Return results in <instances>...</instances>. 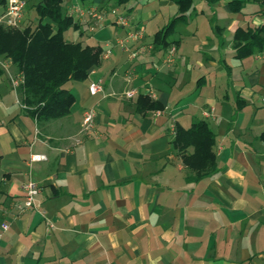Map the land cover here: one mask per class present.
<instances>
[{
    "label": "crops",
    "instance_id": "obj_1",
    "mask_svg": "<svg viewBox=\"0 0 264 264\" xmlns=\"http://www.w3.org/2000/svg\"><path fill=\"white\" fill-rule=\"evenodd\" d=\"M73 1L66 7L70 15ZM157 3L176 6L167 0ZM248 6L252 8L243 13L226 7L244 24L233 21L227 28L234 30L233 39L238 28L264 23L260 4ZM157 16L165 21L161 12L149 13L133 28L146 29ZM88 22L80 20L82 27ZM109 22L104 26L112 24L118 33H103L100 39L92 34L88 42L94 43L83 42L101 46L103 61L87 80L68 83L76 101L66 118L39 122L29 116L11 84L15 68L0 60L5 71L0 77V264H264V144L259 140L264 131L254 142L241 141L230 128L218 137L225 120L222 111L202 105L198 116L197 108L167 91L165 79L177 80L182 40H177L174 62L167 63L169 51L155 50L147 41L148 31L128 52L117 44L128 30ZM217 31L222 48L225 28L218 26ZM158 54L163 67H150ZM206 55L207 63L218 67L219 61L228 68L219 50ZM263 55L259 52V59ZM258 77L249 76L251 87ZM91 81H101L103 92L90 95ZM206 83L205 76L199 78L196 90ZM237 89L240 112L254 91ZM129 90L136 91L133 98L126 97ZM140 96H150L164 110L160 115L139 111ZM240 100L245 101L242 109ZM89 109L96 110L95 124L85 130ZM212 109L213 115L205 118L204 112ZM202 120L216 135L218 171L189 183L173 148V132L177 124L190 128ZM36 155L43 160L33 161ZM29 181L41 188V208L21 214L18 206L25 202L23 186Z\"/></svg>",
    "mask_w": 264,
    "mask_h": 264
},
{
    "label": "trees",
    "instance_id": "obj_2",
    "mask_svg": "<svg viewBox=\"0 0 264 264\" xmlns=\"http://www.w3.org/2000/svg\"><path fill=\"white\" fill-rule=\"evenodd\" d=\"M70 0H43L35 5L38 24L12 29L0 24V60L9 62L17 75L25 77L17 93L21 95L24 111L33 119L44 122L68 117L75 104V95L67 88L70 82H82L91 72L101 66L104 49L101 46L84 45L81 41H70L65 33L71 29L79 31L82 24L67 11ZM132 0H104L105 9L126 6ZM178 7L177 15L154 36V49L168 51L179 41L171 40L180 24L188 22L195 11L196 0H167ZM215 7L224 0H202ZM259 3L264 14V0H230L231 12L243 13L249 4ZM8 0H0L7 8ZM109 9V8H107ZM233 48L236 58L244 60L258 52H264V23L255 27L238 28L234 34ZM5 71L0 66V77ZM17 77V76H16ZM244 100L238 108L244 107ZM139 111L164 110L150 96H140ZM259 140L264 144V132ZM172 144L182 158L186 181L199 183L218 171L217 139L206 120L184 128L177 124Z\"/></svg>",
    "mask_w": 264,
    "mask_h": 264
},
{
    "label": "rangeland",
    "instance_id": "obj_3",
    "mask_svg": "<svg viewBox=\"0 0 264 264\" xmlns=\"http://www.w3.org/2000/svg\"><path fill=\"white\" fill-rule=\"evenodd\" d=\"M27 1L28 4L25 13L27 11L28 21L23 20V24L19 27H10L6 24H2L4 27L21 29L23 26L28 24L33 26L38 24L39 20L34 6L43 0ZM228 1L229 0H224L221 4L215 7L208 6L202 0L195 1L196 9L195 11H192L188 22L180 24L175 35L171 37V40L173 41L182 40L179 49L180 55L182 57L180 63L175 68L178 69V75L175 77L177 82L175 79L167 77L165 79L168 84L166 87H168L167 91H172L173 97L178 96V99L183 97V101H186L185 103L189 102L195 108H197L196 112L198 116L200 113L199 108L202 105L216 107L217 114H220L222 111L223 115H225V120L219 124L221 133L218 135V137L223 136L225 130L230 128L237 132V137L241 141L247 140L254 142V136L264 131V102H262L264 99V55L262 59H259L260 56H258L259 52L257 51L245 61H239L235 58V50L232 47V35L234 30H228L227 28L230 27L233 21L235 22V25L238 26H243L244 24L238 23V21H240V16L231 13L227 9ZM157 2L158 0H132L126 6L120 7L118 9V14H125L131 22V27L133 30L131 28L129 30L134 32H142L143 37L146 31L149 32V34H147L149 35L147 36V41L150 43H154V38L151 35H153L157 30L162 29L177 15L176 6L160 7ZM88 3L89 4H86L82 0H75L70 3V5L72 9L81 8L82 10H87L92 6L97 8L103 6V4L98 5L96 0H89ZM68 6L69 3L66 4V7ZM127 7L132 9L129 14L124 12ZM250 8L252 7L248 6L246 11L250 10ZM2 10L3 9L0 6V12ZM159 12L165 16V21L164 19H161L157 16L149 22V24L146 26V29H144L143 26L140 28H133V23L141 21L144 23V20L148 19L149 13L155 14L156 16L159 14ZM74 16L76 19L79 18L78 13H74ZM112 19H115L113 14L108 15L106 18V20H109L110 22ZM85 21H89L87 23L88 25H84L79 31H75L73 29L69 30L65 33V38L71 41L94 43V41L88 42V37L92 34L94 37L100 39L99 36L103 33H106V36L109 37L115 35V33H118L119 31V29L112 24L110 26H104L106 25L105 21L99 22L92 19ZM260 21L263 23L264 17L260 18ZM218 26L225 28V32L220 35L223 37L224 42V46L222 48L219 46L217 39ZM125 36L126 34L123 37ZM215 49L220 51L222 54V59L226 60V65L228 68H226L219 61L218 67L206 62V56H208L206 53H208L209 50ZM130 50L131 45L129 51ZM260 54L262 55L264 52H260ZM160 58V54L157 55V60H152L151 58L148 65L152 68L153 66L163 67L162 63L158 62ZM200 63H203V65ZM252 74L259 76L257 84L253 87L249 85L251 83L249 76ZM16 76L23 79L21 85L25 83V77L23 75L19 76L16 74L14 77ZM202 76H205L207 83L201 86L199 90H196V83L198 85V79ZM191 79L192 82L190 83ZM244 86L253 90L254 92L250 98L248 97L250 102L249 106L244 108L242 111L237 112V88ZM19 97L22 102L20 94ZM173 97L172 99H174ZM186 121L188 122V120ZM180 159L182 162V158Z\"/></svg>",
    "mask_w": 264,
    "mask_h": 264
},
{
    "label": "built area",
    "instance_id": "obj_4",
    "mask_svg": "<svg viewBox=\"0 0 264 264\" xmlns=\"http://www.w3.org/2000/svg\"><path fill=\"white\" fill-rule=\"evenodd\" d=\"M28 1L27 0H8L7 8L5 10V13L0 17V24H6L10 27H19L23 24V20L25 17V10L27 7ZM74 13L79 14V19L83 21L89 19L104 22L106 21V18L108 15L113 14L115 16L114 22L122 27L127 29L126 36L123 38L118 39L117 44L119 47H121L125 51H129L130 45H132L135 42L140 41L143 38L142 32H134L132 30H129L131 27V22L127 18L125 14H118V9H110L105 10L103 8H97V7H91L87 10H82L81 8H74L71 10V15L74 16ZM88 17V18H87ZM176 47L173 46L169 50V54L167 57V63H172L175 60L176 56ZM110 52H108L109 54ZM107 55V54H106ZM137 56V53H132V58H135ZM23 82V79L19 77H12L11 78V84L13 89L17 92L18 87ZM104 87L103 83L101 81H91L89 84V93L92 96H96L103 92ZM127 98H133L136 95L135 90H129L126 92ZM154 97L155 95L152 94ZM24 108V106H22ZM214 109L211 111H205L204 117L209 118L213 115ZM157 115H160L161 112H156ZM95 118H96V110L95 109H89L84 114V121H83V129L88 130L93 128L95 124ZM175 134V131L173 132V135ZM43 156H33V161H42ZM23 191L25 193V202L18 206V211L22 214L30 209H40L41 205L37 203V197L40 194L41 188L40 186L33 182L29 181L23 186ZM49 227H53V225L50 223ZM4 229H8V225L4 226Z\"/></svg>",
    "mask_w": 264,
    "mask_h": 264
}]
</instances>
